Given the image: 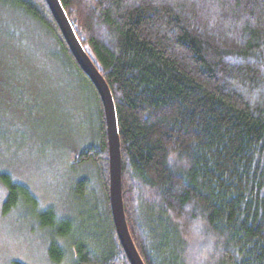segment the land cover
Masks as SVG:
<instances>
[{
	"label": "trees",
	"instance_id": "obj_1",
	"mask_svg": "<svg viewBox=\"0 0 264 264\" xmlns=\"http://www.w3.org/2000/svg\"><path fill=\"white\" fill-rule=\"evenodd\" d=\"M60 1L114 96L126 219L144 262L264 264V0ZM0 4L51 33L62 62L97 100L96 141L72 146L69 158L73 169L96 171L104 211L95 228L80 224L67 243L75 264H131L110 207L107 126L95 86L46 0ZM91 183L78 181L79 198ZM7 185L9 208L21 191ZM57 240L50 256L59 262Z\"/></svg>",
	"mask_w": 264,
	"mask_h": 264
},
{
	"label": "rangeland",
	"instance_id": "obj_2",
	"mask_svg": "<svg viewBox=\"0 0 264 264\" xmlns=\"http://www.w3.org/2000/svg\"><path fill=\"white\" fill-rule=\"evenodd\" d=\"M61 53L37 21L0 4V264H75L67 243L104 211L96 171L69 158L72 146L96 141L97 100ZM83 178L92 191L79 198ZM7 182L21 191L9 208ZM56 237L59 262L50 256Z\"/></svg>",
	"mask_w": 264,
	"mask_h": 264
},
{
	"label": "water",
	"instance_id": "obj_3",
	"mask_svg": "<svg viewBox=\"0 0 264 264\" xmlns=\"http://www.w3.org/2000/svg\"><path fill=\"white\" fill-rule=\"evenodd\" d=\"M77 63L95 86L103 104L109 150V197L117 235L131 264H146L133 240L123 198L122 149L113 93L105 77L78 38L60 0H46Z\"/></svg>",
	"mask_w": 264,
	"mask_h": 264
}]
</instances>
